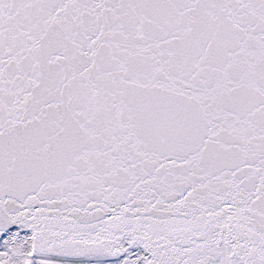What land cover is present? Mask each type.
<instances>
[{
    "label": "snow or ice",
    "instance_id": "obj_1",
    "mask_svg": "<svg viewBox=\"0 0 264 264\" xmlns=\"http://www.w3.org/2000/svg\"><path fill=\"white\" fill-rule=\"evenodd\" d=\"M0 264H264V0H0Z\"/></svg>",
    "mask_w": 264,
    "mask_h": 264
}]
</instances>
